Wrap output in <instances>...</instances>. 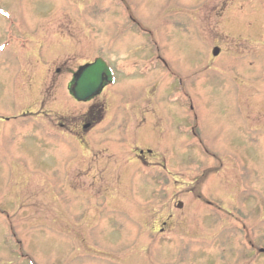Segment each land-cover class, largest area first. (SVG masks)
<instances>
[{"label": "rangeland", "instance_id": "1", "mask_svg": "<svg viewBox=\"0 0 264 264\" xmlns=\"http://www.w3.org/2000/svg\"><path fill=\"white\" fill-rule=\"evenodd\" d=\"M52 21L69 47L53 65L100 56L114 86L77 102L67 74L40 79L16 46L1 56L9 36L44 46ZM92 105L104 121L92 149L70 140L76 175L52 120ZM133 105L141 128L113 123ZM260 250L264 0H0V264H264Z\"/></svg>", "mask_w": 264, "mask_h": 264}, {"label": "flooded vegetation", "instance_id": "2", "mask_svg": "<svg viewBox=\"0 0 264 264\" xmlns=\"http://www.w3.org/2000/svg\"><path fill=\"white\" fill-rule=\"evenodd\" d=\"M127 17L128 18L126 19V21L128 22L130 21L131 23L134 22L132 15H129ZM52 24L53 21L49 23L47 26H45V28H42L40 31V36L44 35L45 37L44 41L46 43L44 44V46L40 45V47L37 48V44L35 45L32 44V42L27 36L20 38H16V37L12 38L11 36H9L7 40L1 43V56L6 52V50L11 48V46H16L18 49H20V51L24 50L23 52H21V55H23V59L21 58L20 59L24 60L26 59V57L31 55L32 60L25 61L24 65H31L30 64L31 62L33 65H37L36 67L38 71L37 74L41 75L40 79L53 81V80H57L55 78H58V76L67 74L70 77L68 78V85H67V89L69 91V87L71 84L70 82L77 77L81 67L92 61L88 60L82 63H78L77 67L71 72H69V67H67V65L65 64L66 62L65 60L67 58L64 59V61L60 63L57 62L56 65H53L56 61L55 59H57L58 57L63 58L68 54L69 47H67L68 44L65 40L67 37L66 35L67 31L65 30V28H54ZM196 29L201 33H203L204 29L202 28L201 29L196 28ZM50 37H54V38L51 39ZM214 47H218V46H213L212 48ZM37 50H40L43 55L42 56L40 55L39 57ZM151 61L165 63V60L162 57L160 58L159 56L155 57ZM146 73L148 74L149 70L148 72L146 71ZM22 74L23 73H20L19 76H21ZM114 75H115V70H114ZM103 86L105 88L107 86L106 83H104ZM253 106H255V104L252 105V108ZM244 107L245 105L243 104L241 106V109L243 110ZM131 108L132 110L130 111L129 116L126 117V119L122 118L121 116L120 121L115 120L113 123H115L116 125L119 124L124 129L132 128V125L136 126L137 128H141V126L145 122V119L142 117L143 113L146 112L144 106H141L140 112L138 114L137 111L134 109L135 105L131 106ZM102 112H103L102 107H99L97 109V106L92 105L89 108L84 109L79 115L77 114V116L72 114H62L56 117L55 120H54L55 117L54 116L52 120V129H54L57 135L58 134L65 135V139L66 137H68V142H70V140L75 141L81 151L90 150L91 147L89 143L91 140L88 137L95 130H97L99 125L102 123V119H103ZM242 117H243L242 123L244 125H250L251 123H254V117H252L250 113H246L245 115H242ZM66 145H68V143ZM66 152H67L66 156L62 158L65 165V171L70 170L69 165L72 164V166L74 167H72L71 171L75 172V174L77 173L76 175H79L82 172L80 168L83 167L84 163L81 165L82 161H80L79 157L77 159L70 157L69 150L67 148H66ZM135 155H136L135 159L140 160L143 164H147L146 154L144 153L143 150H138V152H136ZM13 161L15 162L16 160L13 159ZM28 162L32 163V161H28Z\"/></svg>", "mask_w": 264, "mask_h": 264}, {"label": "water", "instance_id": "3", "mask_svg": "<svg viewBox=\"0 0 264 264\" xmlns=\"http://www.w3.org/2000/svg\"><path fill=\"white\" fill-rule=\"evenodd\" d=\"M217 54V50L214 51V55ZM109 74L104 62L97 59L94 63L85 66L79 75L77 76L73 94L78 100H86L96 93L102 85V76ZM181 206V204H179Z\"/></svg>", "mask_w": 264, "mask_h": 264}, {"label": "bare ground", "instance_id": "4", "mask_svg": "<svg viewBox=\"0 0 264 264\" xmlns=\"http://www.w3.org/2000/svg\"><path fill=\"white\" fill-rule=\"evenodd\" d=\"M115 84V83H114Z\"/></svg>", "mask_w": 264, "mask_h": 264}]
</instances>
